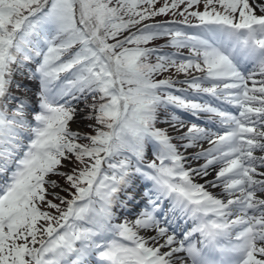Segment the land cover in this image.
I'll return each instance as SVG.
<instances>
[{"label": "snow or ice", "instance_id": "1", "mask_svg": "<svg viewBox=\"0 0 264 264\" xmlns=\"http://www.w3.org/2000/svg\"><path fill=\"white\" fill-rule=\"evenodd\" d=\"M0 264H264V0H0Z\"/></svg>", "mask_w": 264, "mask_h": 264}, {"label": "rangeland", "instance_id": "2", "mask_svg": "<svg viewBox=\"0 0 264 264\" xmlns=\"http://www.w3.org/2000/svg\"><path fill=\"white\" fill-rule=\"evenodd\" d=\"M88 103H91V100L89 99ZM85 129H87V127H85ZM59 183V182H58ZM59 190V189H58Z\"/></svg>", "mask_w": 264, "mask_h": 264}]
</instances>
